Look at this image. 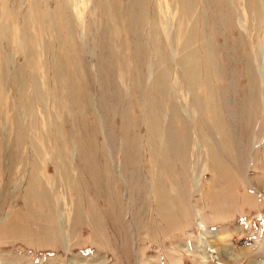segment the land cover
I'll return each mask as SVG.
<instances>
[{"label": "rangeland", "instance_id": "obj_1", "mask_svg": "<svg viewBox=\"0 0 264 264\" xmlns=\"http://www.w3.org/2000/svg\"><path fill=\"white\" fill-rule=\"evenodd\" d=\"M202 224L264 264V0H0V264H205Z\"/></svg>", "mask_w": 264, "mask_h": 264}, {"label": "bare ground", "instance_id": "obj_2", "mask_svg": "<svg viewBox=\"0 0 264 264\" xmlns=\"http://www.w3.org/2000/svg\"><path fill=\"white\" fill-rule=\"evenodd\" d=\"M155 174V173H154ZM163 200V199H162ZM161 200V201H162ZM160 201V200H159ZM160 201V203H161ZM176 201V200H175ZM163 205V204H162ZM175 205V204H174ZM165 206V205H163ZM158 207V206H157ZM155 211V210H154ZM197 212V211H196ZM157 213V212H156ZM180 215V214H179ZM164 217V216H163ZM168 217V216H167ZM171 217V216H170ZM176 218V217H175ZM174 218V219H175ZM169 219V218H168ZM170 222V221H168ZM179 222V221H178ZM163 223V222H162ZM164 224V223H163ZM168 225V224H167ZM198 226L200 227V224H198ZM165 227V226H164ZM167 228V227H166ZM178 229V228H176ZM178 231V230H177ZM200 234L198 237H196L194 239V248L196 249V251L198 252V255L200 257V259L202 260V263L207 264L209 260L211 261H216L218 260V251L217 249L212 246V242L210 241V238L205 234L203 236V230L200 228L199 229ZM219 240V239H218ZM176 242V241H175ZM174 243V242H173ZM177 244V243H176ZM194 249V250H195ZM222 254L224 257H226V259H231L233 256L231 255V253L229 251H227L224 247L221 248ZM180 253V252H179ZM178 256H180L178 254ZM176 257V255H175ZM2 264V263H1Z\"/></svg>", "mask_w": 264, "mask_h": 264}, {"label": "clouds", "instance_id": "obj_3", "mask_svg": "<svg viewBox=\"0 0 264 264\" xmlns=\"http://www.w3.org/2000/svg\"><path fill=\"white\" fill-rule=\"evenodd\" d=\"M201 229L210 237L211 232L207 224H202Z\"/></svg>", "mask_w": 264, "mask_h": 264}]
</instances>
